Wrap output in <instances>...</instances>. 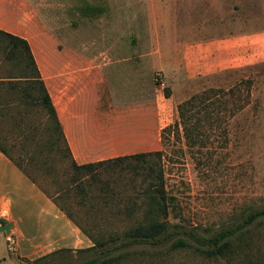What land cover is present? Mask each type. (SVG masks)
Returning a JSON list of instances; mask_svg holds the SVG:
<instances>
[{"label": "rangeland", "instance_id": "rangeland-1", "mask_svg": "<svg viewBox=\"0 0 264 264\" xmlns=\"http://www.w3.org/2000/svg\"><path fill=\"white\" fill-rule=\"evenodd\" d=\"M87 6L101 10L86 14L82 8ZM230 10L234 23L239 20L254 27L258 25L257 16L264 14V0H0V25L14 34L33 39L35 49L39 45L43 56L72 53L76 59L85 60V67L93 63L89 60H96L93 66L103 65L105 56L111 60L131 53L151 57V86L129 83L133 78L125 67L131 62L123 61L120 71L105 66L93 75L104 79L98 84V93L103 101H110L118 109L143 104L152 110L153 148L164 150L165 187L176 198L181 212L180 220L171 221L187 228H209L218 226L239 203L264 195V64L193 77L185 76L177 66L178 44L205 41L228 32L202 27L209 17ZM163 14L169 15L173 22L161 23ZM182 14L199 20L201 28L179 29L176 21ZM2 65L7 72V63L0 61ZM208 87L233 90L235 94L229 92L226 97L229 102L224 119L213 111L208 149L204 150L207 153L188 150L183 141L176 139L175 133L170 134L171 140L162 138V129L177 117L176 105ZM1 89L0 145L9 157L24 165L38 184L87 232L107 234L129 225L131 219L125 213L118 211L113 203L105 205L97 198L95 186L88 187L87 182L79 186L72 184V169L67 161H41L40 157L46 153L41 140V123L45 119L41 108L18 104L5 87ZM167 90L169 96H166ZM12 102L16 104L11 105ZM162 141H166L167 146ZM30 157L33 161L29 160L28 164ZM116 167L113 175L116 182L106 167L99 169V178L122 188L119 176L129 178L133 175L129 172L119 174V167ZM82 186L90 188L95 195H81L79 188ZM165 246L163 241L133 248L158 250ZM1 254L0 264H6L3 260L6 255L2 257ZM97 254L88 251L77 256L72 254L71 258L75 261ZM145 264L227 263L203 261L198 256L179 252L167 261Z\"/></svg>", "mask_w": 264, "mask_h": 264}, {"label": "trees", "instance_id": "trees-1", "mask_svg": "<svg viewBox=\"0 0 264 264\" xmlns=\"http://www.w3.org/2000/svg\"><path fill=\"white\" fill-rule=\"evenodd\" d=\"M86 14L96 13L100 7L82 8ZM1 62L0 91L6 88L12 99L28 106H39L43 112L41 140L46 149L41 161H67L72 169V184L79 186L87 182L95 186L96 196L105 205L113 203L118 211L125 213L131 222L124 229L107 234L94 235L79 225L72 215L57 200L44 190L37 179L22 165L10 159L36 183L89 237L92 246L77 252L95 251L96 256L72 260V250L62 248L33 260L17 258L24 264H145L164 262L179 252L200 257L203 261H221L227 264H264V195L250 198L236 205L225 219L216 227L187 228L178 222L181 212L176 198L165 187L164 150L140 152L118 156L96 162L77 164L71 154L62 126L41 78L28 41L11 32L0 29ZM6 72V73H5ZM4 85V86H2ZM233 90L208 87L192 93L176 105L177 117L173 123L162 129V138L171 140L172 133L188 150L203 153L208 149L212 116L215 110L224 119L229 100L226 98ZM16 94V95H15ZM169 96V91H166ZM6 103V102H5ZM12 104H16L12 102ZM179 127L181 132H179ZM223 131V141H227ZM164 139V140H165ZM162 141L164 146L168 143ZM0 150L7 151L0 145ZM9 156V155H8ZM207 158H210L208 155ZM205 157V159H206ZM33 161L27 159L29 164ZM207 162V161H206ZM123 163V164H122ZM129 172L133 176L118 178L122 188L112 186L108 181H100V168L106 167L114 175ZM139 178L140 180L136 179ZM123 183V184H121ZM97 184V185H96ZM129 185V186H126ZM88 189V190H87ZM81 195L93 197L90 188H79ZM91 192V193H90ZM202 232V233H201ZM165 241L166 246L158 250L136 249L135 245H155ZM137 262V263H134Z\"/></svg>", "mask_w": 264, "mask_h": 264}, {"label": "crops", "instance_id": "crops-1", "mask_svg": "<svg viewBox=\"0 0 264 264\" xmlns=\"http://www.w3.org/2000/svg\"><path fill=\"white\" fill-rule=\"evenodd\" d=\"M178 16L179 29L201 28L200 21L194 17ZM169 19V15L163 14L160 22H173ZM256 22L258 25L254 27L239 20L234 23L231 10L209 17L202 28L228 32L205 41L177 43L178 70L182 68L185 76L193 77L264 64V14L257 16ZM0 29L8 31L2 25ZM19 36L30 45L77 164L155 150L152 110L143 104L118 109L110 101H103L98 84L104 79L93 76L105 66L120 71V62L129 61L131 63L125 67L133 78L129 83L134 86L149 83L151 86V57L131 53L121 56L122 59L111 60L105 56L103 65L93 66L96 60H89L93 63L85 67V60L76 59L72 53L43 56L39 45L35 49L33 39ZM90 66L94 69L90 70ZM7 222L12 223L10 232H0V252L2 257L6 255L3 258L6 264H21L18 257L33 260L62 248L71 249L75 256L87 254L88 251L77 250L92 246L78 224L0 150V225Z\"/></svg>", "mask_w": 264, "mask_h": 264}, {"label": "water", "instance_id": "water-1", "mask_svg": "<svg viewBox=\"0 0 264 264\" xmlns=\"http://www.w3.org/2000/svg\"><path fill=\"white\" fill-rule=\"evenodd\" d=\"M11 228H12V223L7 222L5 224L0 225V232L4 231L6 234H8Z\"/></svg>", "mask_w": 264, "mask_h": 264}, {"label": "built area", "instance_id": "built-area-1", "mask_svg": "<svg viewBox=\"0 0 264 264\" xmlns=\"http://www.w3.org/2000/svg\"><path fill=\"white\" fill-rule=\"evenodd\" d=\"M157 79H159V76H157Z\"/></svg>", "mask_w": 264, "mask_h": 264}]
</instances>
